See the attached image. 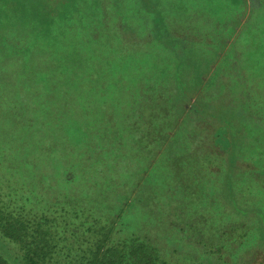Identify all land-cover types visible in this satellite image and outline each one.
Returning a JSON list of instances; mask_svg holds the SVG:
<instances>
[{"label": "rangeland", "instance_id": "rangeland-1", "mask_svg": "<svg viewBox=\"0 0 264 264\" xmlns=\"http://www.w3.org/2000/svg\"><path fill=\"white\" fill-rule=\"evenodd\" d=\"M33 1L41 4L37 7L38 12L15 15L16 21L10 30L12 34L8 33L5 36L6 32L0 33V41L5 46L11 42L24 52L26 47L31 52L29 55L35 57L58 56L60 52L69 49L67 44L58 45L57 48L52 49L54 51L44 47V44L31 47V40L36 41L33 38L36 32L47 35V0ZM247 1L239 9L242 21L239 22L238 28L239 30L247 28V21L252 11L254 12V18L250 17L253 22L252 28L257 30L260 36L264 32V28L259 27H264V0ZM56 2L57 0H49L52 6ZM196 2L192 0L193 10L196 8L194 6ZM25 3L23 2V6ZM199 3L201 7L202 1ZM163 4L167 5V2L160 4L162 8H164ZM200 10L203 12V7ZM248 12H250L249 15ZM0 17L3 18V15ZM6 24L0 26V30H6L11 23ZM191 28L190 22L179 27L180 35V30L186 29V32L182 31L186 38L181 35L183 39L179 43L181 47L178 55L183 56L181 67L187 69V72L181 75L179 80L175 79L171 73H160L155 70L144 73L155 80L147 83H153L149 93L141 96L139 103L124 112L126 116L120 119V124L124 127L121 130L124 136L119 139L117 149L122 152L119 156L125 154V161L114 160L110 147L108 150L102 140L98 142L95 138L96 143L100 144L103 150L96 145L89 146L90 143L86 139L80 145L76 144L77 139H70V132L78 136H87V132L81 127L82 119L88 117L93 120L92 108L98 107L93 105L92 108H81L77 100H81L84 94L92 93L95 96L94 99H100L105 108L113 111V114H108L106 119L109 122H104L107 127L113 126L116 117L115 109L121 105L119 102L112 101L113 105L110 103V98L101 95L104 91L111 90L113 85L115 87L117 81L100 75L98 71L91 74L92 67L88 64L77 75L79 64L76 63V73L72 75V72L70 77L63 79L58 75L59 77L48 87L50 94L59 93L58 90L61 89L66 103L65 106L55 105L58 108H52L53 111H58L59 108L65 111L67 108L63 117L57 116L52 121L56 126L53 128H63L59 134L54 135V138H47V130L50 126L47 124V108L45 107L33 109L30 117H22L23 115L17 112L16 124L21 126L22 133L21 137H18L20 144L18 148H11L14 140L9 137L2 136L0 139V190L3 191V195L11 192L17 199L12 208H1L0 214L6 216L13 213L16 218L29 224V228L38 235H41L43 229L45 232L49 229L48 237L40 236L38 239L48 241L47 247L46 242L44 246L45 252L50 251L48 258L54 257L51 263L86 264L87 261L81 260L82 257L78 256L81 241L110 240V238L103 239V234L114 223L115 225L116 222L120 223V220L118 221V216L120 217L122 213L120 208L126 204H120L113 199L111 195L116 192L128 198L129 205L132 203L133 211L130 215L138 210L141 211L143 207L152 210H147L144 218L136 216L133 220L129 216L126 222L128 228L123 232L124 234L114 235L111 238L110 243H113V246L122 243L126 236L135 235L145 240L153 257L160 261L169 260L171 264H264V170L263 173L260 172L259 163L250 164L244 161L247 151L253 152L254 148L262 151L264 140L261 139L258 143L260 137L253 143L251 139L244 137L239 139V128L233 125L231 130L233 137H228L234 143L229 147L230 151L224 146L219 148V144H214L215 133L224 125V121L220 118L221 111L226 107L232 113H237L245 101L238 90V82L227 76V71L213 77L217 80L214 83L211 82L213 71L203 78L192 75L195 71L194 65L191 67L193 70L189 71L190 65L195 62V60L192 62L190 52L193 50L192 52L197 55L194 44L196 42L206 44L209 39L207 31L202 29L199 34L196 30L195 36V30ZM259 36L255 37V42L260 43L264 39ZM195 37L197 40L194 39ZM144 43V40L129 43L128 47L142 50ZM6 51L10 52V50ZM223 52L228 53L222 60V67L230 68L231 51L223 49ZM25 53L28 54V52ZM25 53L22 57H27ZM22 54L23 52L19 53V55ZM82 60L84 61L85 57ZM238 61L241 59L235 60L233 65H240ZM162 62L165 64L163 59ZM166 63L168 66L172 65L169 60ZM34 65L35 63L32 67ZM66 66L64 64V68ZM215 66L212 68L214 69ZM64 68L61 67L62 74L65 71L69 72L67 68ZM45 75L48 77L50 73L46 72ZM130 81L132 79L126 77L121 84ZM249 81V84L256 83L264 96V78L251 76ZM256 85L255 88H257ZM71 90L79 92V95L72 94ZM116 90L117 88L114 92L125 101L128 100L129 105L134 92L127 95ZM36 91L41 93L42 103H35V106L44 107L47 90ZM251 91L249 88V92ZM224 94L226 95L223 98ZM110 96L111 93L107 92L106 97ZM154 98H156L155 102ZM204 101L207 106L203 105ZM211 103L216 104L214 105L216 108H211ZM68 108H81V110L74 116L70 114ZM60 124L62 126H59ZM127 130H132L131 135H126ZM30 132H35V135H31ZM25 133L27 135H24ZM169 139L183 140L185 146L189 145L188 149L186 150L183 146L182 152L168 155L165 152L162 156V146L164 147L170 141ZM56 141L60 143L69 141L76 145L69 144L65 148L66 158L63 159L61 153L57 152L58 147L54 145ZM137 143L140 150L136 151L134 148L130 151V146ZM234 151L238 157V165L241 167H230V170L235 173H227L228 159ZM51 155L58 161L57 166H54L53 161L48 163L47 160ZM161 157L162 159L159 160ZM179 158L185 162L190 160L191 169L188 172L185 171V167L182 169L177 165L172 172L167 168L172 160ZM154 161L158 165L156 170L159 175L151 184L149 177L152 172L148 176L147 174ZM261 164L264 166V158H261ZM120 167L131 171L132 174L126 183L123 182L117 189L110 181L111 175ZM95 177H102L106 181L95 179ZM186 181L191 184L200 182L197 186H189L190 192L180 194L175 199L162 196L156 203L146 201L148 196L145 197V195L152 186L178 184V191L182 193ZM168 191L172 193L171 190ZM232 202L241 206L242 210L239 214L233 210ZM97 205L101 210L97 209ZM200 211H203V214H200ZM96 218L102 220L96 223L94 222ZM81 223L95 231L94 238L83 236L78 240L72 236L83 230L82 226L79 228ZM222 234L228 235L222 237ZM1 237L0 232V250L6 255L5 258L9 263L14 264L10 258H15L20 251L16 244L7 239L3 238L1 242ZM39 242L43 243V240L36 243ZM5 244L6 247H4ZM221 246L226 247L225 254L219 251ZM42 260L44 264H47V253L42 256Z\"/></svg>", "mask_w": 264, "mask_h": 264}, {"label": "trees", "instance_id": "trees-1", "mask_svg": "<svg viewBox=\"0 0 264 264\" xmlns=\"http://www.w3.org/2000/svg\"><path fill=\"white\" fill-rule=\"evenodd\" d=\"M196 1L194 3L196 8L193 10L191 5L192 0H57L53 6L47 0V35H41V32H36L33 36L36 41L31 40V47L44 44V47L52 50L57 48L58 45L67 44L69 49L60 52L58 56H54L55 58L46 57L45 55L35 57L29 55L31 52L26 47L25 52H28V54L20 51L11 42L6 43L7 46H5L0 41V139L2 136L13 139L14 142L11 148H18L20 145L18 137H21L22 133L21 126L16 124L17 112L22 114V117H30V112L33 109L45 107L47 108V124L50 126V129L47 130V138L51 139L55 137L54 135L59 134L63 128H53L56 126L53 125L52 121L57 116L63 117V113L67 111V108H65V111L60 110L61 108H59L60 111H53L52 108L65 106L66 103L61 89L58 90L59 93L50 94L48 92L50 88L48 87H50V84L57 77L60 76L63 79L70 77L72 72V75L76 73V63L80 65V67L78 65L77 75L88 64L92 67L91 74L98 71L100 75L106 76V78L111 77L115 79L117 85L115 87L113 85V88H117L116 91L127 95H131L132 92L134 94L130 99L129 105L128 100L125 101L120 98L113 88L101 94L105 98H110V103L113 105L112 101L121 103L115 109L116 112L114 114L116 117L111 127H107L104 122H109L106 119L108 114H113V111L105 108L100 99H94L95 96L92 93L84 94L81 100H77L81 108H92L93 105H98V107L92 108L94 111L93 120H90L88 117L82 119L83 121L81 120V127L87 132V136H78L76 133L70 132V139H77L78 143L76 144L78 145L82 144V141L86 139L90 143L88 144L89 146L96 145L97 147H100V144L96 142L102 140L108 150L110 147L114 160L125 161V154L119 156V153L122 152L117 149L119 139L124 136L123 131H121L124 127L121 126L120 119L126 116L124 112H127L129 108L139 103L141 96L149 93L153 83H147L148 81L154 82L155 80L144 73H149L150 70L166 74L171 73L175 79L179 80L180 76L187 72V69H182L181 67L183 56L178 55L181 47L179 44L180 40L186 38V35L183 33L186 32V29L180 30L181 35H184L183 37L179 34V27L190 22L191 29L195 30V36L196 30L200 34V30L203 29L207 31L209 39L206 44L197 42L194 44V50H196L197 55L192 52L193 50L190 52L192 56L191 60L192 62L195 60V62L190 65L189 71L193 70L191 67L194 65L195 71L192 75L199 76V78H203L207 73H212L213 71L212 83L217 82L216 78L213 77L227 71V76L233 81L238 82V90L242 94V97H244L243 101H245L241 104V110L237 113H232L226 107H224V112L221 111L222 116L220 118L224 121V125L215 133L214 144H219V148L224 146L228 150L234 144L229 139V136L233 137L231 131L233 130V125L239 128V139L244 137L245 139H251L253 143H255V139H259L260 137L258 143L261 139L264 140V96H262V92L256 83L249 84L251 76L264 78V39H260L262 40L260 43L255 42V37H258L259 34H257V30L252 28L253 22L250 17L254 18V12L250 11L251 14L248 12L250 17L247 21V28L239 30L238 25L242 21V14L239 9L248 2L247 0ZM200 1H202L201 7H203V12L200 10ZM23 2H26L24 6ZM163 2H167V5L163 4L164 8L160 6ZM40 5V2L33 0H0V15H3V18L0 17V26L11 23L6 30H0V33L6 32L5 36L10 33L16 21L15 15L19 13L24 15L27 12L35 14L38 12L37 7H40ZM56 17H58V21H56ZM259 27H261L260 29L264 28L263 26ZM259 37L264 38V32ZM194 39L197 40V37ZM1 40L3 41L2 38ZM142 40L145 41L142 50L128 47L129 43H138ZM5 48L6 50H10V52H7ZM223 49L231 51L230 68L225 69L222 67V60L228 53L223 52ZM21 52L23 54L19 55ZM24 53L27 57H22ZM84 57L85 60L83 61ZM197 58L199 61H196ZM238 58L241 59V61H238L240 65H233ZM162 59L166 65L162 62ZM27 60L29 61L27 62ZM166 60L172 62V65L168 66ZM33 63H35L34 67H32ZM64 64L67 65L65 68ZM55 66H58L59 69L54 68ZM213 66H215L214 69L212 68ZM61 67L67 68L69 72L65 71L62 74L61 71L63 72V70H61ZM46 72L50 73L48 77L45 75ZM126 77L132 79V81L121 84ZM187 79L189 80V78ZM255 85L257 88H255ZM249 88L252 90L251 92H249ZM42 89L47 90V97L44 99L45 106L37 107L35 103H42V98H40L41 93L36 90L41 91ZM107 92L111 93L110 97H106ZM72 94L79 95V92L72 91ZM225 95H223V98ZM155 101L156 98H154ZM218 101L220 100L218 99ZM203 105L207 106L206 101L203 102ZM214 105L216 104L211 103V108H216ZM81 108H68V111L70 114L76 116L75 113L79 112ZM59 126L62 125L60 124ZM131 133L132 130L126 131V135H131ZM30 134L35 135V132H30ZM24 135L27 134L25 133ZM169 140L164 147L162 146V156H164L165 152L166 155L182 152L183 146L186 150L188 149L189 145L185 146L183 140ZM69 144L76 145L75 143H69V141L61 143L56 141L54 144L58 147L57 152L61 153L64 157L63 159L66 158L64 150ZM137 145L138 143L131 145L130 151L134 148L136 151L140 150ZM3 151L5 153L4 149H2ZM245 154L244 161L250 164L259 163L261 167L260 172L263 173L264 166L261 164V158H264L263 146L262 151L254 148L253 152L247 151ZM161 159L162 157L159 158V160ZM47 161L48 163L53 161L54 166L58 165V161L52 155ZM237 161L238 157L234 151L228 159L229 169L227 173L234 172L230 170V167H241ZM11 163L15 164L14 162ZM176 165L177 167L181 166L182 169L185 167V171L187 172L191 169L190 160L185 162L180 158L172 160L167 168L172 172ZM156 166L158 165L154 161L147 174L148 176L152 172L149 177L151 180L149 183L151 184L155 177L159 175ZM122 168L124 167L117 168L113 175H111L112 180L110 182L117 189L121 187L123 182L126 183L132 174L131 171ZM95 179L106 181L102 177H95ZM199 182L191 184V182L186 181L185 187L182 188V193L178 191V184L157 187L154 185L146 193L145 197L148 196L146 201L156 203L162 196L175 199L180 194L190 192L189 186H197ZM168 190H171L172 193ZM100 194L103 195V193ZM111 196L120 204L126 203L120 208V212L122 211L121 216H118L120 223L116 222V225L114 223L105 230L103 239L110 238V240H91L87 242L82 240L80 253L78 254L79 257H82L81 260H86V264H171L169 260L160 261L153 257L145 240L135 235L126 236L123 242L116 246L110 243L114 235L117 236L127 230L128 225H126V222L129 216L133 220H135L136 216L144 218L146 211L152 210L151 208L143 207L141 211L138 210L130 215L133 209L131 207L132 203L129 205V202H127L128 198H124L116 192ZM16 202L17 199L14 198L11 192L3 195V191L0 190V209L12 208L11 206L16 204ZM231 205H233V210L236 214H239L242 210L241 206H237L236 202H232ZM127 206L131 207L130 210ZM97 209L101 210L98 205ZM57 211L55 213H58ZM199 213L203 214V211ZM236 218L239 217L236 216ZM100 220L102 219L96 218L94 222L97 223ZM81 226L83 230L80 233L73 234V237H76L78 240L83 236L89 238L95 237V231L91 227H85L82 223L79 228ZM0 232L2 234L1 242H3V238L7 239L16 244L20 251L15 258H10L14 264H44L42 256L45 253H47V264H54L51 263L54 257L48 258L50 251L45 252L48 241L42 238L38 239L40 236L48 237L49 229H47V232L43 229L41 235L35 234L34 230L29 228V224H26L25 221L16 218L13 213H10V215L6 216L0 214ZM226 235L228 234H222V237ZM39 240H43V243H36ZM44 242H46V247L44 246ZM212 246L215 248L214 245ZM4 247H6V244ZM219 251L225 254L226 247L221 246ZM5 256L0 250V264H10Z\"/></svg>", "mask_w": 264, "mask_h": 264}]
</instances>
